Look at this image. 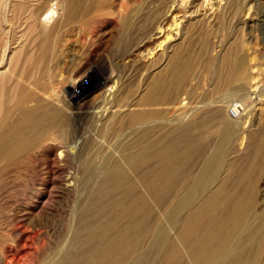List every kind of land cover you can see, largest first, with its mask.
<instances>
[{
	"label": "bare ground",
	"instance_id": "bare-ground-1",
	"mask_svg": "<svg viewBox=\"0 0 264 264\" xmlns=\"http://www.w3.org/2000/svg\"><path fill=\"white\" fill-rule=\"evenodd\" d=\"M185 2L160 0L164 15L155 33L148 38L135 36L123 43L120 38L116 44L124 50L156 45L157 52H142L141 57L157 56L164 45L181 37L178 15ZM240 3L241 0H225L220 8L224 14L235 13ZM25 4L26 1H21L14 6L22 8ZM106 6L102 0H58L40 13V34L34 55L43 70L47 63L46 70L50 69L53 59L56 63L63 57L61 32L79 19L99 17ZM2 24L0 21V65L6 53L8 60L12 51L3 47ZM137 39L141 40L134 44ZM171 45L168 47L172 48ZM173 46L164 72L152 80L134 105L128 106V125L136 127L137 134L130 143L120 146L124 148L120 157L104 154L102 163L79 168L81 158L89 155L91 146L84 145L79 150L82 137L71 138L73 130L65 102L84 96L86 91L78 90L87 76L60 93L39 82L26 84L24 80L28 79L31 66L26 67L24 80L17 83L14 107L8 109V105L7 110L2 107L5 112L0 119V188L6 185L7 170L27 152L57 140L64 142L58 152L63 156L60 166L69 167L62 180L63 192H75L77 184L87 187L88 180L93 182L98 173L94 176L95 183H89L87 193L85 190L76 228L54 264H264V131L247 134L249 142L244 153L231 161L241 127L225 115L226 107L221 101L203 104L194 114L184 111L183 120L158 137L150 127V121L156 118V111L151 108L164 106L165 111L179 102L196 68L208 72L216 81L221 80L218 93L245 87L248 81L245 60L235 57L239 50H233L227 57L229 61H222L223 65L231 66V73L225 77L203 57L196 64L184 44ZM205 49L209 50V44ZM5 72L0 69V89L6 82ZM233 82L240 85L234 88ZM235 105L243 109V105ZM93 111L94 106L90 113ZM12 112H18L13 122ZM159 115L161 119L163 112ZM74 131L79 133L77 128ZM79 174L82 177L77 182ZM170 226L176 231L175 237L169 233Z\"/></svg>",
	"mask_w": 264,
	"mask_h": 264
},
{
	"label": "rangeland",
	"instance_id": "rangeland-1",
	"mask_svg": "<svg viewBox=\"0 0 264 264\" xmlns=\"http://www.w3.org/2000/svg\"><path fill=\"white\" fill-rule=\"evenodd\" d=\"M7 1L0 0V21L4 31L3 47L8 46L12 51L8 60V52L1 59L0 69L6 71V82L0 89V99L3 97L4 100L3 104L0 103V119L8 105V109L14 107L17 83L24 80L26 67L31 66L28 79L24 80L26 84L39 82L47 85L50 91L55 89L60 93L71 89L80 77L87 76L83 87L78 90L86 91L84 96L65 102L73 130L71 138L82 137L79 150L84 145L91 146L89 155L81 158V170L102 163L104 154L123 155L124 145L137 134L136 127L128 125V106L134 105L146 93L152 80L164 72L167 57L176 44H184L196 64L203 57L214 68L218 67L217 70L225 77L231 73V66L223 65L222 61L226 62L225 59L238 49L235 57L245 60L248 81L243 88H236L240 83L233 82L232 86L236 89L218 93L221 80L216 81L208 72L196 68L184 89L186 94L179 102L171 104L165 111L164 106L151 108L156 111V118L150 121L155 137L176 127L184 114H194L199 106L220 101L226 107L225 115L241 127L238 147L233 150L231 161L244 153L249 142L247 134L264 131V0H241L235 13L226 14L220 8L225 0H185L187 5H183L178 15L181 37L172 45H164L151 59L142 58L141 53L157 52L154 50L156 45L141 50H124L116 43L120 38L123 43L135 36L148 38L154 34L164 15L160 11V0H102L107 6L97 14L103 15L97 18L91 16L86 21L79 19L61 32L63 57L56 63L53 59L48 71L49 63L43 70L35 59L40 34L39 17L48 5L56 4L58 0ZM21 1L27 2L25 7L14 6ZM33 3L37 5L33 7ZM188 5L193 7L192 10ZM140 40L137 39L134 44ZM206 44H209V50L205 49ZM170 45L172 48L168 47ZM3 93L6 96H1ZM235 104L243 105V109L238 108L237 116L231 113ZM160 111L163 112L161 119L158 118ZM11 116V122L15 121L18 112H12ZM76 128L78 134L74 131ZM58 135L55 133V136ZM61 143L64 142L57 140L37 146L7 170L6 185L0 188V264H54L67 246L76 228L78 210L86 198V188L92 181L88 180L87 187L77 184L80 187L76 186L77 191L72 193L61 190L62 180L69 171L68 166H60V158L63 157L58 154L62 150ZM94 176L91 184L95 183ZM81 177V174L77 176V182ZM169 233L175 237L176 231L171 227Z\"/></svg>",
	"mask_w": 264,
	"mask_h": 264
},
{
	"label": "built area",
	"instance_id": "built-area-1",
	"mask_svg": "<svg viewBox=\"0 0 264 264\" xmlns=\"http://www.w3.org/2000/svg\"><path fill=\"white\" fill-rule=\"evenodd\" d=\"M236 108V111L238 113V107L235 105L232 109H231V113L234 115V116H237V113H235L236 111H234V109Z\"/></svg>",
	"mask_w": 264,
	"mask_h": 264
}]
</instances>
